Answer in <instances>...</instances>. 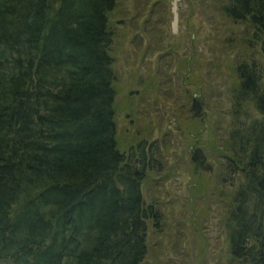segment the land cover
<instances>
[{
    "label": "trees",
    "instance_id": "1",
    "mask_svg": "<svg viewBox=\"0 0 264 264\" xmlns=\"http://www.w3.org/2000/svg\"><path fill=\"white\" fill-rule=\"evenodd\" d=\"M118 1L0 0V264H143L148 223H162L142 184L163 169L164 141H118ZM193 2L178 9L191 17ZM200 3L229 31L216 32L226 58L209 67L233 73L225 120L210 126L226 187L215 189L220 261L264 264V0Z\"/></svg>",
    "mask_w": 264,
    "mask_h": 264
},
{
    "label": "rangeland",
    "instance_id": "2",
    "mask_svg": "<svg viewBox=\"0 0 264 264\" xmlns=\"http://www.w3.org/2000/svg\"><path fill=\"white\" fill-rule=\"evenodd\" d=\"M193 3L191 17L184 5L185 17L179 15L181 0H119L112 14L120 147L127 150L145 137L147 142L164 141L166 150L163 169L149 172L142 184L145 200L156 201L163 212L160 226L148 223L143 264H218L226 253L225 233L216 220L222 197L219 201L215 192L217 186L226 187L218 179L222 161L211 148L210 126L225 120L229 104L222 92L233 73L226 61L216 64L226 58H219L223 54L216 32L229 31L217 15L213 24L206 19L209 9L200 0ZM166 52L170 55L160 61ZM192 53L197 61L190 58L187 72L183 57ZM227 54L236 58L235 53ZM212 59L215 67H209ZM199 81L202 91L195 89ZM196 148L206 157L202 163L201 156L199 161L192 159Z\"/></svg>",
    "mask_w": 264,
    "mask_h": 264
},
{
    "label": "water",
    "instance_id": "3",
    "mask_svg": "<svg viewBox=\"0 0 264 264\" xmlns=\"http://www.w3.org/2000/svg\"><path fill=\"white\" fill-rule=\"evenodd\" d=\"M194 106L197 107L196 111H198V110L201 109V105H200V103L198 101H196V102L194 101ZM201 153H202L201 152V149L200 148H196V150L194 151V154L192 156V159H196V158H199V156H201V158H202L201 159V163H202V161H204L206 159V157H204ZM207 166L209 167L207 169H210L211 168V165L210 164H207Z\"/></svg>",
    "mask_w": 264,
    "mask_h": 264
},
{
    "label": "flooded vegetation",
    "instance_id": "4",
    "mask_svg": "<svg viewBox=\"0 0 264 264\" xmlns=\"http://www.w3.org/2000/svg\"><path fill=\"white\" fill-rule=\"evenodd\" d=\"M194 160H197V161H199V160H200V158H196V159H194Z\"/></svg>",
    "mask_w": 264,
    "mask_h": 264
}]
</instances>
